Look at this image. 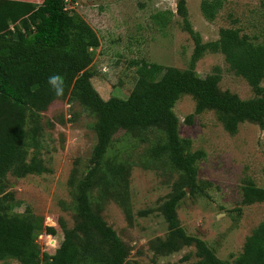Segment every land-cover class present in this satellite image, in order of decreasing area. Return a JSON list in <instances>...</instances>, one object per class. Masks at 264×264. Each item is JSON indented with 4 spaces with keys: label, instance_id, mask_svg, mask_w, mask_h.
<instances>
[{
    "label": "rangeland",
    "instance_id": "rangeland-1",
    "mask_svg": "<svg viewBox=\"0 0 264 264\" xmlns=\"http://www.w3.org/2000/svg\"><path fill=\"white\" fill-rule=\"evenodd\" d=\"M177 1L65 0L69 12L85 19L98 36L87 69L102 98H126L137 86L143 64L159 66L146 81L158 80L167 67H189L194 42L177 13ZM201 1L185 0V6L186 18L203 42L217 39L220 28H231L253 44L264 43V0H219L211 20L203 15ZM215 67L221 92L241 99L257 96L250 82L230 69L223 52L205 49L193 70L203 77ZM260 86L264 92V69ZM196 104V97L185 91L173 105L183 152L196 154L195 187L184 186L177 219L188 235L203 239L217 257L233 262L246 237L264 220V200L243 201L248 181L264 188V124L244 119L230 128L227 114L211 107L197 111ZM96 120V112L69 92L43 111L26 112L22 161L35 158L45 169L16 174L12 164L3 180L0 211L39 218L42 228L34 238L40 251L52 254L63 239V228L78 222L74 194L92 167ZM165 139L162 125L119 128L89 191L93 210L123 242L131 263L191 264L200 258L193 243L158 248L169 233L161 205L184 185L183 172L170 155L155 154ZM46 226L55 233H47ZM4 263L20 264L12 257L0 260Z\"/></svg>",
    "mask_w": 264,
    "mask_h": 264
},
{
    "label": "trees",
    "instance_id": "trees-1",
    "mask_svg": "<svg viewBox=\"0 0 264 264\" xmlns=\"http://www.w3.org/2000/svg\"><path fill=\"white\" fill-rule=\"evenodd\" d=\"M220 6L219 0L200 3L208 20L214 18ZM176 8L194 42L189 67H167L158 80L146 81L145 76L159 66L143 64L137 86L126 98L104 99L90 82V48L97 46L99 39L85 19L70 13L65 0H0V192L12 164L16 174L45 169L35 158L27 163L22 161L28 110L43 111L54 99L69 92L97 114L92 167L78 182L74 194L78 222L71 229L63 228V239L50 254L40 251L35 244L36 231L42 228L39 218L31 213L0 211V260L12 257L20 264H135L126 260L128 251L123 242L93 210L89 191L94 175L102 168L112 135L119 128L162 125L166 139L155 147V154L170 155L173 164L183 172L184 185L161 205L169 233L159 250L193 243L200 258L191 264H264V220L246 237L243 251L233 262L217 257L203 239L188 235L179 224L176 205L185 193L184 186L191 190L195 187L196 154L183 152L173 112L175 100L187 91L196 97L197 111L211 107L227 114L230 128L244 119L264 124V92L260 86L264 43L253 44L231 28H220L219 37L205 43L186 18L185 0H178ZM205 49L223 52L230 69L242 74L257 96L241 99L228 91L221 92L217 86L218 67L203 77L197 76L194 64ZM263 200L264 188L248 181L243 188V201ZM45 231L54 234L55 228L46 226Z\"/></svg>",
    "mask_w": 264,
    "mask_h": 264
}]
</instances>
